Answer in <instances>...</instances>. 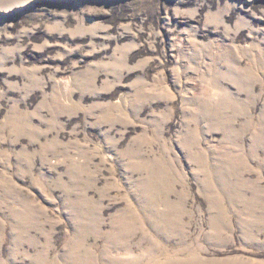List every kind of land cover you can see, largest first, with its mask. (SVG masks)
<instances>
[{
    "label": "rangeland",
    "instance_id": "obj_1",
    "mask_svg": "<svg viewBox=\"0 0 264 264\" xmlns=\"http://www.w3.org/2000/svg\"><path fill=\"white\" fill-rule=\"evenodd\" d=\"M0 264H264V0H0Z\"/></svg>",
    "mask_w": 264,
    "mask_h": 264
}]
</instances>
